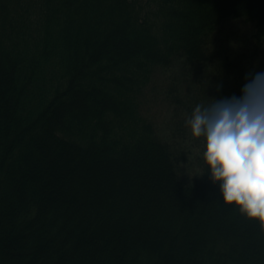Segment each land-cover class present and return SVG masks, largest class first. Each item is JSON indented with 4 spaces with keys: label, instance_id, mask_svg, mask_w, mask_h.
I'll use <instances>...</instances> for the list:
<instances>
[{
    "label": "trees",
    "instance_id": "16d2710c",
    "mask_svg": "<svg viewBox=\"0 0 264 264\" xmlns=\"http://www.w3.org/2000/svg\"><path fill=\"white\" fill-rule=\"evenodd\" d=\"M238 21L251 43L234 49L219 34ZM174 66L199 73L189 109L204 79L240 97L264 72V0H0V264H264L206 141L183 178L176 135L142 112Z\"/></svg>",
    "mask_w": 264,
    "mask_h": 264
},
{
    "label": "clouds",
    "instance_id": "9594fccd",
    "mask_svg": "<svg viewBox=\"0 0 264 264\" xmlns=\"http://www.w3.org/2000/svg\"><path fill=\"white\" fill-rule=\"evenodd\" d=\"M246 79L240 97L198 104L185 123L206 139L204 158L224 202L264 227V72Z\"/></svg>",
    "mask_w": 264,
    "mask_h": 264
},
{
    "label": "rangeland",
    "instance_id": "374dc122",
    "mask_svg": "<svg viewBox=\"0 0 264 264\" xmlns=\"http://www.w3.org/2000/svg\"><path fill=\"white\" fill-rule=\"evenodd\" d=\"M250 34V27L238 21L224 26L219 36L230 47L236 49L243 48L242 45L244 43L245 45L251 43ZM185 71L181 66L167 69H164V67L158 68L142 93V112L145 116L151 118L155 124L163 129L161 133L166 132L172 133L170 135H176L178 155L184 157L183 160H186L183 163L185 165L183 178L192 176L198 167H200L199 161L196 157H193V153L198 152L206 141L204 137L194 138L191 134L190 126H187L185 123L196 106L193 103L192 108L189 109L188 103L185 102L189 98V92L194 86L189 77H185L184 74L191 73V75L195 76L199 74L197 70H191L188 67H185ZM174 77L175 79L173 80ZM173 85L177 86L178 94L183 99L179 105L174 103L173 95L169 93ZM201 85L206 95L210 94L207 95L209 99H215L220 94L215 88L217 85L207 83L205 79ZM184 118L186 120L182 121ZM182 136L188 138L189 141L185 142V140H182Z\"/></svg>",
    "mask_w": 264,
    "mask_h": 264
}]
</instances>
